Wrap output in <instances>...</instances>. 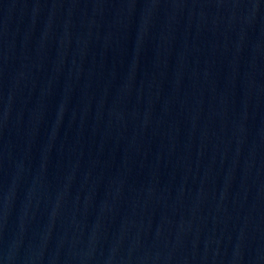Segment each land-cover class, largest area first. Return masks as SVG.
<instances>
[{
    "label": "water",
    "instance_id": "95a60500",
    "mask_svg": "<svg viewBox=\"0 0 264 264\" xmlns=\"http://www.w3.org/2000/svg\"><path fill=\"white\" fill-rule=\"evenodd\" d=\"M0 264H264V0H0Z\"/></svg>",
    "mask_w": 264,
    "mask_h": 264
}]
</instances>
